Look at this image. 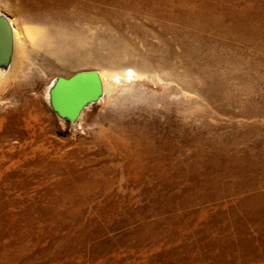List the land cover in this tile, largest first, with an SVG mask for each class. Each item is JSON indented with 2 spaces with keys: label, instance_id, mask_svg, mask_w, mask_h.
Returning a JSON list of instances; mask_svg holds the SVG:
<instances>
[{
  "label": "rangeland",
  "instance_id": "1",
  "mask_svg": "<svg viewBox=\"0 0 264 264\" xmlns=\"http://www.w3.org/2000/svg\"><path fill=\"white\" fill-rule=\"evenodd\" d=\"M21 1L0 0L26 46L0 70V264H264V0H41L83 37L61 57ZM83 71L104 93L68 123L49 90Z\"/></svg>",
  "mask_w": 264,
  "mask_h": 264
},
{
  "label": "water",
  "instance_id": "2",
  "mask_svg": "<svg viewBox=\"0 0 264 264\" xmlns=\"http://www.w3.org/2000/svg\"><path fill=\"white\" fill-rule=\"evenodd\" d=\"M14 53V38L9 19L0 14V70L9 67ZM104 86L97 71H83L69 78L54 80L49 90L52 112L68 123H75L84 109L100 101Z\"/></svg>",
  "mask_w": 264,
  "mask_h": 264
},
{
  "label": "bare ground",
  "instance_id": "3",
  "mask_svg": "<svg viewBox=\"0 0 264 264\" xmlns=\"http://www.w3.org/2000/svg\"><path fill=\"white\" fill-rule=\"evenodd\" d=\"M14 8H16V10H18L22 14L24 22H41L53 26V29L50 31L42 28L45 35H47V38L38 37L35 40L34 45L39 47L44 54L54 57H61L65 55V50H67L68 48H82V44L84 41L82 40L83 37L78 35L77 31L75 30L73 31V33H67L58 29L55 25L56 18L49 14L51 11V7L44 5L41 0H22L19 3V6ZM9 22L12 25L14 43L18 50V54L22 53V55H24L26 53V46L25 42L20 37L21 32L19 31V29H16L14 27V23L12 21L9 20ZM27 32L30 36H34L37 34L34 32V30H27ZM14 60L15 58H13L12 60L13 64ZM20 65L21 62L18 63L16 74L20 68ZM11 70L9 71V73L11 72ZM9 73L5 76H8Z\"/></svg>",
  "mask_w": 264,
  "mask_h": 264
}]
</instances>
